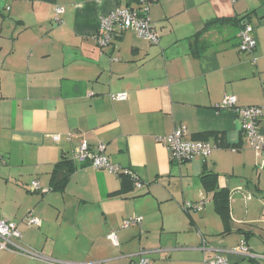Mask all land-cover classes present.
<instances>
[{
  "label": "crops",
  "instance_id": "crops-1",
  "mask_svg": "<svg viewBox=\"0 0 264 264\" xmlns=\"http://www.w3.org/2000/svg\"><path fill=\"white\" fill-rule=\"evenodd\" d=\"M146 1L159 43L124 31L100 48L101 19L140 7L138 0H0V217L19 225L23 246L50 260L131 264L138 255H126L128 244L153 232L159 214L166 213L164 230L175 233L185 202L214 203L203 184L211 174L230 193L231 216L233 200L243 202L237 192L253 197L246 207L258 210L259 219L237 223L264 221V153L250 148L232 110L218 108L227 95L236 96L239 107H264V0ZM57 8L64 12L57 14ZM248 15L245 23L257 41L253 54L239 50L244 23L238 21ZM224 19L229 22L204 36L208 53L194 56L196 34ZM121 92L129 94L127 100L111 99ZM181 125L189 140L215 133L223 142L205 140L217 145L208 159L174 163L156 138ZM260 132L264 136V116ZM51 135L62 140L56 143ZM81 142L92 149L105 144L111 161L131 170L143 186L135 183L116 195L121 176L72 160ZM57 168L71 169L58 190ZM33 182L42 190L34 191ZM29 215L40 220L38 227L24 223ZM136 216L141 224L122 228ZM112 233L118 246L109 239ZM251 234L242 239L248 245ZM159 250L154 253L172 249ZM0 264L51 263L0 250Z\"/></svg>",
  "mask_w": 264,
  "mask_h": 264
},
{
  "label": "built area",
  "instance_id": "built-area-1",
  "mask_svg": "<svg viewBox=\"0 0 264 264\" xmlns=\"http://www.w3.org/2000/svg\"><path fill=\"white\" fill-rule=\"evenodd\" d=\"M231 1L236 2V0ZM63 12V8H57L56 10L57 14H62ZM149 13V3L146 0H144L141 6L137 8L128 7L125 9L114 10L108 16L101 19L96 39L97 45L100 48L108 47L124 31H133L140 38H143L152 44H158L160 38L149 17ZM253 31L254 28L249 23H245L243 29L239 33L240 52L244 54H253L255 52L257 41L253 35ZM253 63H256V58L253 59ZM128 97L129 94L126 92L111 95L113 101H125ZM218 108L232 110L240 120L242 133L250 148L258 155L264 153V136L260 132V121L264 116V107H239L238 98L233 95H227L224 97ZM187 135V127L181 125L168 135L158 136L156 142L166 146L172 162L177 164L191 161L196 158L208 159L212 156L214 149L217 148L216 144L207 141L189 140L187 139ZM50 137L56 143L62 140L61 135H51ZM66 138L71 141L73 135L68 134ZM105 150V144H99L97 149H92L87 143L81 142L79 147L73 152L72 160L88 162L95 170L105 171L115 176H135L131 170L113 163L105 154ZM233 151L236 150L234 149ZM137 186L140 188L143 186L139 180H137ZM32 187L34 191L42 190L38 182H33ZM206 204L207 200L203 199L198 202H185L184 206L186 211H198L203 210ZM142 222V217H132L124 222L122 228L127 229L139 225ZM24 223L28 227H38L40 225V220L33 215H29ZM22 237V232L17 223H11L0 217V250L21 254L28 258L38 261H46L51 264H65L50 260L40 252L23 246L21 244ZM109 239L115 246L119 245L118 237L115 233L109 235ZM238 252L245 258L249 259L253 264H264V254L251 251L245 241L241 242ZM215 253L216 254L213 256L205 257L202 264H229L228 260L222 257L219 251H215ZM131 264H151V261L147 258H141L139 261H133Z\"/></svg>",
  "mask_w": 264,
  "mask_h": 264
},
{
  "label": "rangeland",
  "instance_id": "rangeland-1",
  "mask_svg": "<svg viewBox=\"0 0 264 264\" xmlns=\"http://www.w3.org/2000/svg\"><path fill=\"white\" fill-rule=\"evenodd\" d=\"M237 193L242 195L243 202L236 204L233 200V213L232 216L230 215L229 226H225L224 220L216 212L212 201L203 210L198 211H186L183 204L180 207V216L177 220L178 232L171 233L164 230L162 220L166 213H161L159 214L161 222L153 232L144 233L134 242L128 244L130 251L126 252V255L137 253L135 261L147 258L151 264H202L205 257L216 254L212 252L214 250L219 251L229 264H253L249 259L239 254L238 250L242 239L245 238L247 232L251 231L252 234L248 236V248H251L255 253L264 254V221L263 223L242 225L234 220L259 219L258 210L252 206L247 210L246 207V200L253 197H247L244 192ZM248 212H250L249 216H247ZM262 218L264 219V210ZM164 248L172 250L166 253H154L155 250L160 251L159 249Z\"/></svg>",
  "mask_w": 264,
  "mask_h": 264
},
{
  "label": "trees",
  "instance_id": "trees-1",
  "mask_svg": "<svg viewBox=\"0 0 264 264\" xmlns=\"http://www.w3.org/2000/svg\"><path fill=\"white\" fill-rule=\"evenodd\" d=\"M143 1L144 0H138V2L141 4L143 3ZM248 17L249 15L238 21L239 23H242V24L244 23L241 27V30L243 29L245 25V20ZM226 22H229V20L224 19V20H215L212 22H208L204 26V28L200 32H198V34H196L194 41L192 42V45H191V50L194 56L201 57L205 55L206 53H208L210 46L208 45V42L205 41L204 36L207 33L211 32L214 28H218L220 23L224 24ZM153 45H157V44H153ZM198 137L196 141H205L211 137H214L216 141L223 142L222 141L223 137H219V135L215 133L204 134V135H201L199 138ZM70 172H71L70 168L66 170L64 173L60 172L58 168L54 170V173H53L54 189L58 190L65 184V178ZM121 177L123 180L122 189L119 192H117L116 195H122V194L130 192L131 190L134 189V186L137 184V180H139L133 175H123ZM217 179L218 177L216 174L204 176L203 177L204 188L206 189L208 193L214 194L215 210L218 213V215H220V217L224 220L225 226H229V222L231 221L230 219V193L225 189L219 188L217 184ZM227 232H228V229L226 233Z\"/></svg>",
  "mask_w": 264,
  "mask_h": 264
}]
</instances>
